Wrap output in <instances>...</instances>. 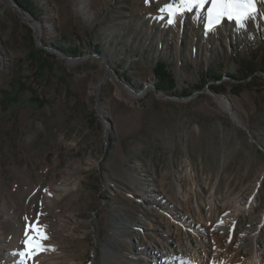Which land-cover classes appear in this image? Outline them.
Listing matches in <instances>:
<instances>
[{
  "label": "rangeland",
  "instance_id": "1",
  "mask_svg": "<svg viewBox=\"0 0 264 264\" xmlns=\"http://www.w3.org/2000/svg\"><path fill=\"white\" fill-rule=\"evenodd\" d=\"M31 1L0 0V264H149L191 237L203 264H247L255 233L264 262V74L233 77L261 67L264 18L208 30L159 19L169 0ZM37 221L48 238L22 257Z\"/></svg>",
  "mask_w": 264,
  "mask_h": 264
},
{
  "label": "snow or ice",
  "instance_id": "2",
  "mask_svg": "<svg viewBox=\"0 0 264 264\" xmlns=\"http://www.w3.org/2000/svg\"><path fill=\"white\" fill-rule=\"evenodd\" d=\"M145 3H149V0H145ZM259 3L261 0H169L158 11L164 13L159 19H166L168 24L175 23L177 17H182L185 13H193L195 18H199L203 13L208 30H214L216 25L226 20L233 21L236 26L243 28L249 20H255L258 15L264 18V11L257 7ZM28 228L33 234L26 229L25 249L19 255L30 258L32 249L39 250L43 240L48 237L38 221L35 225L30 223Z\"/></svg>",
  "mask_w": 264,
  "mask_h": 264
},
{
  "label": "bare ground",
  "instance_id": "3",
  "mask_svg": "<svg viewBox=\"0 0 264 264\" xmlns=\"http://www.w3.org/2000/svg\"><path fill=\"white\" fill-rule=\"evenodd\" d=\"M37 34H41L42 30L39 25H36ZM229 106V105H228ZM245 206L237 205L238 209H242ZM249 205H246L244 209H248ZM217 220V228H223L221 224V219L216 218ZM263 221V220H261ZM197 224L203 225L202 218L196 221ZM195 226V223L193 224ZM194 229V232L199 233V236L206 238V233L203 231L202 227H198ZM195 233V234H196ZM198 237V235H196ZM258 234L255 233L253 237V246L252 251L250 250L251 257L248 259L247 264H264L259 254V249L256 246ZM206 245L205 242H201L198 238H186L184 242H180L179 239L171 244L166 251L160 250L155 253L153 257V263L149 264H203L201 252H205ZM235 258V254L232 253L228 256L225 263L231 264Z\"/></svg>",
  "mask_w": 264,
  "mask_h": 264
},
{
  "label": "trees",
  "instance_id": "4",
  "mask_svg": "<svg viewBox=\"0 0 264 264\" xmlns=\"http://www.w3.org/2000/svg\"><path fill=\"white\" fill-rule=\"evenodd\" d=\"M21 8L29 11L30 13H33V10L35 9V6L33 5V2L31 0H16ZM31 64L33 65L35 71L42 75L44 74V71L51 69V64L46 61L45 58H42L38 54L34 52H30L29 54ZM256 63V57L254 55H250L247 58H241L240 59V70L238 71V74H236L235 79L237 80H247V79H255L259 78V76L256 74L258 70H260L264 74V55H262L261 60V67L257 68ZM156 75L158 76V82L156 83V88L164 91H172L175 87L174 80L167 76L166 72L163 70L162 65L155 70ZM222 79V76L219 75H207L206 78L202 80L200 84H196L194 87L201 89L205 85L208 84L211 80L219 81ZM20 86V85H19ZM210 89L217 91V89L220 87V84L213 83L208 85ZM21 90H23L22 86H20ZM10 101L15 102L17 101V95L11 94L9 96ZM38 103V99H34ZM43 101H41L42 103ZM39 104V103H38Z\"/></svg>",
  "mask_w": 264,
  "mask_h": 264
},
{
  "label": "water",
  "instance_id": "5",
  "mask_svg": "<svg viewBox=\"0 0 264 264\" xmlns=\"http://www.w3.org/2000/svg\"><path fill=\"white\" fill-rule=\"evenodd\" d=\"M164 96V95H163Z\"/></svg>",
  "mask_w": 264,
  "mask_h": 264
}]
</instances>
